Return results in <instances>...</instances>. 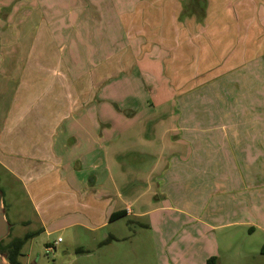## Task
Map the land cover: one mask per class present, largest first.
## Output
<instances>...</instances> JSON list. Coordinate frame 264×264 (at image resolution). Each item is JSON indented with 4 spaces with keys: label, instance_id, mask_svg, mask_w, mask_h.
<instances>
[{
    "label": "crops",
    "instance_id": "0c3cea01",
    "mask_svg": "<svg viewBox=\"0 0 264 264\" xmlns=\"http://www.w3.org/2000/svg\"><path fill=\"white\" fill-rule=\"evenodd\" d=\"M25 2L0 0V169L38 225L22 238L86 234L100 264H264V151L237 147L264 145V0ZM155 102L184 155L57 151L90 141L95 110L132 105L129 129Z\"/></svg>",
    "mask_w": 264,
    "mask_h": 264
},
{
    "label": "rangeland",
    "instance_id": "374dc122",
    "mask_svg": "<svg viewBox=\"0 0 264 264\" xmlns=\"http://www.w3.org/2000/svg\"><path fill=\"white\" fill-rule=\"evenodd\" d=\"M19 1L24 2V0H17V3ZM25 1L27 2L29 0ZM59 1L62 2L63 0ZM26 2L25 4L27 5ZM61 2L59 5L62 4ZM25 8L26 7H23L22 11L26 10ZM26 27H28V23ZM26 30L27 28H25L22 35L27 34ZM101 33H103V31ZM120 93L121 90L118 91L119 97ZM155 105H157V107H154L155 112L152 118L147 120L142 126L136 124L129 129L124 127V120L121 121L118 115H122L126 119H135L138 115L132 105H129L128 103L108 104L105 106V111L104 109L100 111L95 110L92 112L93 127L91 123L89 128L90 132L93 130L90 141L79 145V147H71L66 143L64 144V149L60 143H57V151L60 152L61 150V153L63 151L64 153L62 154L64 155H127L122 156L120 159L125 162V165L128 166L129 170H131V166L134 165L143 166L139 163L138 156L136 155H184V144H171L169 138L158 135V132L161 130H158L156 125L159 120L164 121L160 118L163 115H166L167 106H160L156 102ZM140 118L141 116H138L137 119L140 120ZM171 140L173 141V139ZM209 146V149H212L211 151L213 152L217 145L214 144ZM230 146L233 147L232 144H230ZM249 146L254 147L255 155L264 151V145L260 142L254 145L242 142L237 144V147H239L241 152L248 151ZM194 149H196L197 152L199 151L198 146H194ZM0 193L4 205V214L7 222L11 226V231L4 239L3 244H6L14 237L22 238V236L30 230L34 231L38 229L37 222L33 216V211L31 210L20 186L1 169ZM24 220L32 221L31 229H25L17 223ZM58 237L63 241L62 244L54 247L52 253H47V247H44V242L47 240L50 244L48 247H52L53 241ZM98 249L99 248L97 247V250ZM94 254L96 256H94ZM19 263L100 264V261L98 260L97 252L93 250V247L90 245L86 234L82 235L79 233L77 236H74L68 231L58 234L55 233L48 239H45L44 237L42 239L39 237L37 240H34L32 244L28 241L19 257Z\"/></svg>",
    "mask_w": 264,
    "mask_h": 264
},
{
    "label": "trees",
    "instance_id": "16d2710c",
    "mask_svg": "<svg viewBox=\"0 0 264 264\" xmlns=\"http://www.w3.org/2000/svg\"><path fill=\"white\" fill-rule=\"evenodd\" d=\"M122 216L121 213L113 214L111 220H116ZM9 228L11 226L9 225ZM10 233V229H9ZM37 234H27L20 239H12L8 243L3 244L4 240L0 241V255L6 259L9 264H20L19 257L21 256L22 247ZM260 255L264 256V245L260 249ZM206 264H219L217 258L211 257L206 261Z\"/></svg>",
    "mask_w": 264,
    "mask_h": 264
},
{
    "label": "water",
    "instance_id": "95a60500",
    "mask_svg": "<svg viewBox=\"0 0 264 264\" xmlns=\"http://www.w3.org/2000/svg\"><path fill=\"white\" fill-rule=\"evenodd\" d=\"M9 223L4 214V205L0 193V241L4 240L9 235ZM0 264H9L4 257L0 255Z\"/></svg>",
    "mask_w": 264,
    "mask_h": 264
},
{
    "label": "built area",
    "instance_id": "2783aa9c",
    "mask_svg": "<svg viewBox=\"0 0 264 264\" xmlns=\"http://www.w3.org/2000/svg\"><path fill=\"white\" fill-rule=\"evenodd\" d=\"M60 242H61V239H57V241L54 243V246H56V245L59 244ZM54 246H52V247H47V248H46V252H47V253H52Z\"/></svg>",
    "mask_w": 264,
    "mask_h": 264
}]
</instances>
